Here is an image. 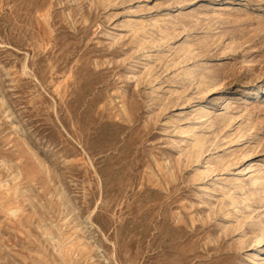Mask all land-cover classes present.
<instances>
[{
    "label": "rangeland",
    "instance_id": "374dc122",
    "mask_svg": "<svg viewBox=\"0 0 264 264\" xmlns=\"http://www.w3.org/2000/svg\"><path fill=\"white\" fill-rule=\"evenodd\" d=\"M0 264H264V0H0Z\"/></svg>",
    "mask_w": 264,
    "mask_h": 264
}]
</instances>
